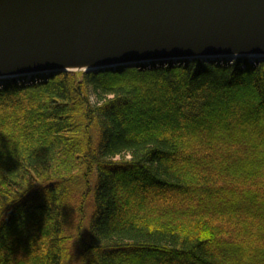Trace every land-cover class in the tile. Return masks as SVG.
<instances>
[{"label":"trees","instance_id":"trees-1","mask_svg":"<svg viewBox=\"0 0 264 264\" xmlns=\"http://www.w3.org/2000/svg\"><path fill=\"white\" fill-rule=\"evenodd\" d=\"M0 264H264V59L1 76Z\"/></svg>","mask_w":264,"mask_h":264},{"label":"water","instance_id":"water-1","mask_svg":"<svg viewBox=\"0 0 264 264\" xmlns=\"http://www.w3.org/2000/svg\"><path fill=\"white\" fill-rule=\"evenodd\" d=\"M264 59V0H0V77Z\"/></svg>","mask_w":264,"mask_h":264},{"label":"rangeland","instance_id":"rangeland-1","mask_svg":"<svg viewBox=\"0 0 264 264\" xmlns=\"http://www.w3.org/2000/svg\"><path fill=\"white\" fill-rule=\"evenodd\" d=\"M166 79H169V77H167ZM94 196H93V193L91 194L90 196V200H89V203H88V209H87V214H86V219H85V228L87 229L88 227V224H89V221H90V218H91V215L93 213V207H94Z\"/></svg>","mask_w":264,"mask_h":264}]
</instances>
